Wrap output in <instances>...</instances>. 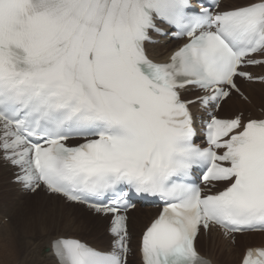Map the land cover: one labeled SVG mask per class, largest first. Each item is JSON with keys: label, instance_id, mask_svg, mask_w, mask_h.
Returning a JSON list of instances; mask_svg holds the SVG:
<instances>
[{"label": "snow or ice", "instance_id": "1", "mask_svg": "<svg viewBox=\"0 0 264 264\" xmlns=\"http://www.w3.org/2000/svg\"><path fill=\"white\" fill-rule=\"evenodd\" d=\"M199 3L0 0L3 158L26 189L111 217L110 248L58 236L56 264H127V213L150 198L161 211L141 234L142 264H212L202 231H264V118L216 114L233 93L247 99L238 80L264 83L246 70L264 67V0ZM165 28L187 42L159 62L146 44ZM240 264H264V246Z\"/></svg>", "mask_w": 264, "mask_h": 264}, {"label": "bare ground", "instance_id": "2", "mask_svg": "<svg viewBox=\"0 0 264 264\" xmlns=\"http://www.w3.org/2000/svg\"><path fill=\"white\" fill-rule=\"evenodd\" d=\"M249 2L250 0H222L221 9L241 6ZM180 43L167 38L160 39L155 45H147L146 50L150 58L164 62L168 58V53ZM247 71L252 72L255 76H264V67L262 66ZM239 87L247 97V104H243L232 94L222 103L220 116L226 117L243 112L246 117L260 118L262 114L256 111L258 108L264 111V84L241 83ZM184 95L186 99L190 100L196 97L194 89H189ZM235 109L237 110L234 111ZM13 170L8 162L3 160L0 152V184ZM9 189L13 191L14 199H12ZM0 192V264H56L50 248L51 241L58 236L79 238L72 233H56L53 227L59 220H62L67 226L75 225L79 231L88 230V224L93 226L96 231L90 228L91 236L97 240L101 239L103 244L107 243L106 246L101 247L98 241L88 242L81 239L92 247L108 249L112 245L113 238L107 234L109 226L107 233L106 230L104 233L99 231L106 224V219L109 220L108 217L94 214L81 205L67 203L64 199L48 195L40 189L30 196V193H26L19 185L12 182L8 184L7 191ZM24 194H28V196H23ZM23 198H25L24 202L21 201ZM31 203L35 205H29ZM25 208L32 210V213L29 211L26 216L23 215L22 209ZM156 212L157 210L150 207H135L128 212L130 244L136 253L137 264H142L139 254V236ZM7 216L9 219L6 218ZM13 224L16 225L15 228ZM31 238H35L36 242L31 243ZM234 238V245H229L232 241L231 238L226 239L217 230L212 229L207 235L201 233L196 244L198 243L197 247L201 255L209 259L212 264H238L245 249L264 246V233L235 235ZM240 246L242 249L239 250L237 247ZM134 260L128 255L127 264H131Z\"/></svg>", "mask_w": 264, "mask_h": 264}, {"label": "rangeland", "instance_id": "3", "mask_svg": "<svg viewBox=\"0 0 264 264\" xmlns=\"http://www.w3.org/2000/svg\"><path fill=\"white\" fill-rule=\"evenodd\" d=\"M242 82H240L239 81V86H240V84H241ZM255 88H257V86H255ZM236 97H237V99H239V101L240 102H242L243 104H247V99H243V98H241V97H239L238 95H236V94H234ZM237 109H235L234 111H236ZM261 109H257V111L256 112H258L259 113V111H260ZM219 116H220V113H219ZM11 177H12V174H9V176L8 177H6L5 179H4V181L3 182H1V184H0V191H2V192H4V191H7L8 190V184L9 183H11ZM8 179H9V181H8ZM9 182V183H8ZM6 187H7V189H6ZM9 191H10V195H11V197H12V199H14L15 198V196L14 195H12L13 194V191L12 190H10L9 189ZM1 193V192H0ZM30 196H33L32 194H29ZM23 196H28V194H24ZM25 198H23L21 201L22 202H24L25 200H24ZM29 205H35L34 203L32 204H29ZM24 206V205H23ZM23 206H21V207H23ZM26 206H28V205H26ZM26 210V211H25ZM28 209H22V211H23V215H27V213H29V211L32 213V210H28ZM70 213H74V212H71V211H69ZM25 213V214H24ZM9 216H7L6 218L7 219H9L8 218ZM14 226V228L16 227V225L15 224H13ZM89 228H88V230H81V231H79V230H77L76 229V226L75 225H71V226H67L64 222H62V220H59V221H57V224H56V226H54L53 227V229L56 231V233H66V234H71L72 233V235H74V236H78L80 239H83V240H86V241H88V242H93V241H98V244H99V246H106V243H102L101 242V239H96V238H94V237H92L91 236V229L92 230H94V231H96V229L95 228H93V226H91L90 224H88L87 225ZM70 227V228H69ZM91 228V229H90ZM107 228H108V221H107V219H106V224H104L101 228H100V233H104V231L106 230V233H107ZM67 229V230H66ZM73 229V230H72ZM70 230H72V231H70ZM76 231V232H75ZM204 234V233H203ZM208 233H205L204 235H207ZM32 240H30V242L31 243H35L36 242V239L35 238H31ZM107 241V240H106ZM234 243H235V241L234 240H232L231 241V243H229V245H234ZM198 244V243H197ZM243 246V245H242ZM242 246H240V247H237L239 250L240 249H242ZM245 246V245H244ZM130 247H131V249L133 248L132 247V245L130 244ZM241 253V252H240ZM135 252H134V250H132V252H131V254H130V258H132L134 261L131 263V264H137V259H136V256H135Z\"/></svg>", "mask_w": 264, "mask_h": 264}]
</instances>
